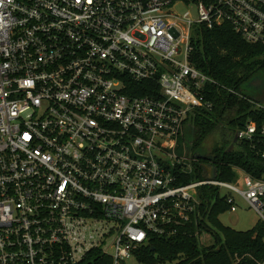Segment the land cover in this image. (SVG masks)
Instances as JSON below:
<instances>
[{
    "label": "built area",
    "instance_id": "2783aa9c",
    "mask_svg": "<svg viewBox=\"0 0 264 264\" xmlns=\"http://www.w3.org/2000/svg\"><path fill=\"white\" fill-rule=\"evenodd\" d=\"M224 24L264 46V0H0V264H94V253L119 264L151 235L196 224L203 188L264 226V174L234 167L240 189L207 162L216 177L201 165L198 179V161L178 153L215 84L191 64V41ZM235 140L264 159V117Z\"/></svg>",
    "mask_w": 264,
    "mask_h": 264
},
{
    "label": "trees",
    "instance_id": "16d2710c",
    "mask_svg": "<svg viewBox=\"0 0 264 264\" xmlns=\"http://www.w3.org/2000/svg\"><path fill=\"white\" fill-rule=\"evenodd\" d=\"M191 42V64L215 83L207 85L204 91L212 103L211 110L195 111L185 126L191 135L193 149L203 146L204 141L223 125L232 126L229 135L242 129L248 120L259 125L264 116L253 109L250 101H254L257 94L248 85L257 78L264 80V46L246 43L229 24L211 29L199 26ZM229 135H222L207 156L218 171L217 179L233 181L234 167L241 168L253 178L264 174V159L250 144L242 143L238 150L226 152L231 144ZM207 162L201 160L195 164L198 179H202L201 165ZM190 180L191 177L184 178L186 183ZM201 193V216L196 224L178 228L176 235L167 239L151 235L149 243L134 251L132 257L142 264H234L233 254L236 252L263 258L264 226L258 222L247 232L222 226L219 216L227 211V204L217 196L216 189L203 188ZM210 226L218 231L214 233V244L199 245V235L211 231ZM93 255L94 264H111L108 257L99 253Z\"/></svg>",
    "mask_w": 264,
    "mask_h": 264
},
{
    "label": "rangeland",
    "instance_id": "374dc122",
    "mask_svg": "<svg viewBox=\"0 0 264 264\" xmlns=\"http://www.w3.org/2000/svg\"><path fill=\"white\" fill-rule=\"evenodd\" d=\"M177 13L180 15L187 14V17H189L192 21L196 20V9L194 6H192L189 10L183 7H177L176 8ZM262 80V79H261ZM255 100L264 101V89L260 90V93L256 97ZM254 100V101H255ZM233 130L232 126L230 125H223L220 130H215L203 143V147L206 149L208 153H211L212 150L215 148L216 143L218 142V139L221 138L222 135H226V137L229 135V132ZM181 149L179 150V154L181 153L184 155L185 148L184 143L180 141ZM183 157V156H182ZM235 173V172H234ZM239 178V174L237 175ZM232 184L238 186L240 189H243V186L238 185L237 180L234 183L231 181ZM227 193L226 190L222 191V195ZM219 222L222 224V226L229 228L231 230H234L236 232H247L250 231L258 222H260L259 217L257 216L256 212L250 209L245 202L239 201V207L235 213H230L228 211L224 212L219 216ZM211 231L203 232L199 238V245L201 246H210L213 245L214 240V233H218V231L215 228H212L210 226ZM119 264H142L139 263L135 257H131L129 259L124 260L123 262ZM165 264H175L174 262H167Z\"/></svg>",
    "mask_w": 264,
    "mask_h": 264
},
{
    "label": "water",
    "instance_id": "95a60500",
    "mask_svg": "<svg viewBox=\"0 0 264 264\" xmlns=\"http://www.w3.org/2000/svg\"><path fill=\"white\" fill-rule=\"evenodd\" d=\"M264 86V80H253L249 85H248V88L249 89H254V90H257L258 88L260 87H263ZM188 127H190L188 125ZM191 129V128H190ZM184 147H185V150H186V153L187 154H190L191 153V137L189 134H187L185 137H184ZM232 147H233V144H231L228 149L226 150V152H229L232 150ZM193 158L196 159V160H203V161H210V159L206 156H202V155H198V154H194L193 155ZM202 169L204 170L205 172V175L208 179H214L216 177V169L214 167H212L211 165H202ZM210 172V173H209Z\"/></svg>",
    "mask_w": 264,
    "mask_h": 264
},
{
    "label": "flooded vegetation",
    "instance_id": "af4514ba",
    "mask_svg": "<svg viewBox=\"0 0 264 264\" xmlns=\"http://www.w3.org/2000/svg\"><path fill=\"white\" fill-rule=\"evenodd\" d=\"M260 78H257L256 80H259ZM264 89L263 87L258 88L255 92H256V96H258V94L260 93V90ZM188 130V129H187ZM188 134V131H186V129H184L183 135H182V140L184 141V137ZM230 136V140H231V144H233V146L236 144V132H233L232 134L229 135ZM191 137V135H190ZM230 144V145H231ZM194 154H198V155H202V156H208V152L206 151V149L203 146L197 147L193 149L192 146V141H191V153L190 155L193 157ZM198 162H200L201 160H197Z\"/></svg>",
    "mask_w": 264,
    "mask_h": 264
}]
</instances>
